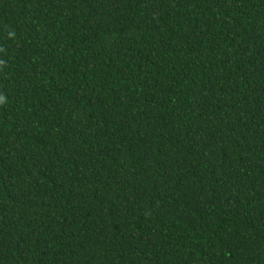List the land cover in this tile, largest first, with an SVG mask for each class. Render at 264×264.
I'll list each match as a JSON object with an SVG mask.
<instances>
[{
	"label": "trees",
	"instance_id": "16d2710c",
	"mask_svg": "<svg viewBox=\"0 0 264 264\" xmlns=\"http://www.w3.org/2000/svg\"><path fill=\"white\" fill-rule=\"evenodd\" d=\"M0 264H264V0H0Z\"/></svg>",
	"mask_w": 264,
	"mask_h": 264
},
{
	"label": "clouds",
	"instance_id": "9594fccd",
	"mask_svg": "<svg viewBox=\"0 0 264 264\" xmlns=\"http://www.w3.org/2000/svg\"><path fill=\"white\" fill-rule=\"evenodd\" d=\"M0 99H2V97H0Z\"/></svg>",
	"mask_w": 264,
	"mask_h": 264
}]
</instances>
